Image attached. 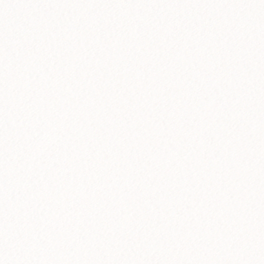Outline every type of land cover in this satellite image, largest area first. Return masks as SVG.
Here are the masks:
<instances>
[{"label":"snow or ice","instance_id":"6c2138e0","mask_svg":"<svg viewBox=\"0 0 264 264\" xmlns=\"http://www.w3.org/2000/svg\"><path fill=\"white\" fill-rule=\"evenodd\" d=\"M0 264H264V0H0Z\"/></svg>","mask_w":264,"mask_h":264}]
</instances>
